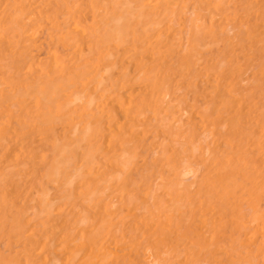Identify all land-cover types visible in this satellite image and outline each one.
<instances>
[{"label":"bare ground","instance_id":"6f19581e","mask_svg":"<svg viewBox=\"0 0 264 264\" xmlns=\"http://www.w3.org/2000/svg\"><path fill=\"white\" fill-rule=\"evenodd\" d=\"M0 264H264V0H0Z\"/></svg>","mask_w":264,"mask_h":264},{"label":"rangeland","instance_id":"374dc122","mask_svg":"<svg viewBox=\"0 0 264 264\" xmlns=\"http://www.w3.org/2000/svg\"><path fill=\"white\" fill-rule=\"evenodd\" d=\"M232 32H233V31H232ZM229 33H230V34H231V36H232V34H233V33H231V31H229ZM229 36H230V35H229ZM190 175H191V174H189V176H190ZM189 176H187V177H189ZM189 179H190V178H189Z\"/></svg>","mask_w":264,"mask_h":264}]
</instances>
